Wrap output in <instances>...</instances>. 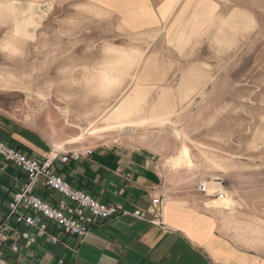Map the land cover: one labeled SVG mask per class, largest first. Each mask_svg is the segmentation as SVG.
<instances>
[{"label":"rangeland","instance_id":"1","mask_svg":"<svg viewBox=\"0 0 264 264\" xmlns=\"http://www.w3.org/2000/svg\"><path fill=\"white\" fill-rule=\"evenodd\" d=\"M0 129L153 152L163 207L264 264V0H0Z\"/></svg>","mask_w":264,"mask_h":264},{"label":"crops","instance_id":"2","mask_svg":"<svg viewBox=\"0 0 264 264\" xmlns=\"http://www.w3.org/2000/svg\"><path fill=\"white\" fill-rule=\"evenodd\" d=\"M0 134L34 157H54L53 168L73 186L90 191L100 200L122 204L129 212L92 227L83 239L52 224L44 234L33 230L37 237L33 244L11 237L2 252L17 264H262L250 260L247 252L228 240L214 234L205 236L190 211L163 207V221L156 223L134 216L137 209L149 212L153 199L165 195L162 160L147 149L108 141L82 146L84 154L79 159L71 155L64 162L63 150L51 152L50 147L35 145L20 135L9 137L2 129ZM87 147H93L92 154L85 153ZM22 182V172L0 158V219ZM38 192L50 198L44 186H39ZM13 246L19 250L14 251Z\"/></svg>","mask_w":264,"mask_h":264},{"label":"built area","instance_id":"3","mask_svg":"<svg viewBox=\"0 0 264 264\" xmlns=\"http://www.w3.org/2000/svg\"><path fill=\"white\" fill-rule=\"evenodd\" d=\"M92 154V148H86ZM82 150L64 151L62 161L71 155L79 159ZM0 158L18 168L23 174V182L12 194L6 212L0 219V264H17L6 258L2 252L5 242L11 237H20L33 244L36 234L48 232V225L58 227L63 233L83 239L94 226L121 214L129 213L122 204L98 199L90 191L73 186L65 176L53 168L54 157H34L23 148L8 142L0 135ZM39 186H44L50 198L43 197ZM199 189L207 190V183L200 182ZM164 200L160 197L152 201V209H140L132 214L138 218L156 221L161 216ZM24 226L23 230L19 227ZM54 242L58 238L52 237ZM18 251V246H13Z\"/></svg>","mask_w":264,"mask_h":264},{"label":"bare ground","instance_id":"4","mask_svg":"<svg viewBox=\"0 0 264 264\" xmlns=\"http://www.w3.org/2000/svg\"><path fill=\"white\" fill-rule=\"evenodd\" d=\"M127 126V125H126ZM224 199V198H223ZM225 200V199H224ZM216 202V201H215Z\"/></svg>","mask_w":264,"mask_h":264},{"label":"trees","instance_id":"5","mask_svg":"<svg viewBox=\"0 0 264 264\" xmlns=\"http://www.w3.org/2000/svg\"><path fill=\"white\" fill-rule=\"evenodd\" d=\"M20 147V146H19Z\"/></svg>","mask_w":264,"mask_h":264}]
</instances>
